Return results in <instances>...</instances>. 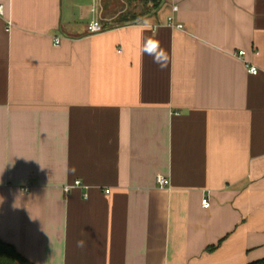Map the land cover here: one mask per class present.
I'll list each match as a JSON object with an SVG mask.
<instances>
[{
    "label": "crops",
    "instance_id": "crops-1",
    "mask_svg": "<svg viewBox=\"0 0 264 264\" xmlns=\"http://www.w3.org/2000/svg\"><path fill=\"white\" fill-rule=\"evenodd\" d=\"M0 5L1 241L30 264L264 259V0H161L98 34L88 0Z\"/></svg>",
    "mask_w": 264,
    "mask_h": 264
},
{
    "label": "rangeland",
    "instance_id": "rangeland-1",
    "mask_svg": "<svg viewBox=\"0 0 264 264\" xmlns=\"http://www.w3.org/2000/svg\"><path fill=\"white\" fill-rule=\"evenodd\" d=\"M88 5L89 7L94 5L97 9L100 5V23L103 29L105 26H115L121 23V21L128 20L140 14L142 16L149 13L152 14L155 10L151 5L144 6L141 0H88Z\"/></svg>",
    "mask_w": 264,
    "mask_h": 264
},
{
    "label": "built area",
    "instance_id": "built-area-1",
    "mask_svg": "<svg viewBox=\"0 0 264 264\" xmlns=\"http://www.w3.org/2000/svg\"><path fill=\"white\" fill-rule=\"evenodd\" d=\"M0 7H3L2 5H0ZM4 9V7H3ZM178 11V7L177 6H173L172 7V13H176ZM167 25L171 28H174V29H177V30H182L183 29V26L181 24H178L176 23L175 21V17L173 15H170L168 18H167ZM88 31L91 33V34H98V33H101L104 29H103V26L101 25V23L99 21H91L89 24H88V27H87ZM54 44L55 45H59L60 44V39H55L54 40ZM246 53L244 51H239L238 53L235 54L236 57L238 58H243L245 57ZM244 63L246 64L247 68H248V71L251 75L253 76H256L259 74V69L244 61ZM157 183L159 184L160 187H168L169 186V181L163 177H158L157 178ZM82 186V183L81 181H75L72 185H68V186H65L64 187V191L65 192H69L71 191L72 189L74 188H78V187H81ZM66 188H70L69 191H66ZM23 191L25 193H27L29 191V188L28 187H24L23 188ZM106 193H109V191H106ZM202 206L204 208H208L209 207V200L208 199H203L202 201Z\"/></svg>",
    "mask_w": 264,
    "mask_h": 264
},
{
    "label": "clouds",
    "instance_id": "clouds-1",
    "mask_svg": "<svg viewBox=\"0 0 264 264\" xmlns=\"http://www.w3.org/2000/svg\"><path fill=\"white\" fill-rule=\"evenodd\" d=\"M0 16H4V9L0 7ZM141 55H147L152 58L153 63H155L160 69H164L168 66L169 54L161 47L159 40L152 38L151 36L143 39L140 47ZM70 188H66L69 191ZM86 246V241H77V247L83 248Z\"/></svg>",
    "mask_w": 264,
    "mask_h": 264
},
{
    "label": "trees",
    "instance_id": "trees-1",
    "mask_svg": "<svg viewBox=\"0 0 264 264\" xmlns=\"http://www.w3.org/2000/svg\"><path fill=\"white\" fill-rule=\"evenodd\" d=\"M141 3L144 6H153L156 10L161 5V0H141ZM142 15H138L135 17H131L128 20H124L121 22H135ZM0 264H30L27 262L17 251L13 248V246L4 243L0 240ZM250 264H264V259L252 262Z\"/></svg>",
    "mask_w": 264,
    "mask_h": 264
}]
</instances>
